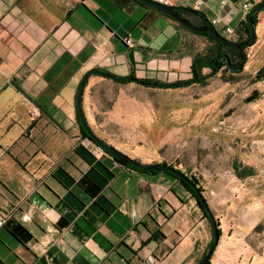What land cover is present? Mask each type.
I'll list each match as a JSON object with an SVG mask.
<instances>
[{"label": "crops", "instance_id": "obj_1", "mask_svg": "<svg viewBox=\"0 0 264 264\" xmlns=\"http://www.w3.org/2000/svg\"><path fill=\"white\" fill-rule=\"evenodd\" d=\"M262 1L250 0L253 6ZM170 2L198 11L202 19L188 14L195 25L219 18L214 27L220 35L234 42L244 37L243 0ZM226 27L236 34L226 35ZM255 33L239 74L255 75L264 64V9ZM210 47L205 37L136 0H0V264L193 263L207 238V220L194 198L164 174L121 169L91 154L76 99L92 69L186 82L193 57ZM127 89L158 94L180 88L90 75L81 109L92 132L140 163L172 165L197 177L196 167L178 159L184 147L159 152L160 143L171 140L159 142L158 129H150V138L142 131L134 147L116 144L115 135H128L119 116L127 113L120 100ZM147 102L131 108L153 119L158 106ZM206 111L200 105V115Z\"/></svg>", "mask_w": 264, "mask_h": 264}, {"label": "rangeland", "instance_id": "obj_2", "mask_svg": "<svg viewBox=\"0 0 264 264\" xmlns=\"http://www.w3.org/2000/svg\"><path fill=\"white\" fill-rule=\"evenodd\" d=\"M241 72L221 71L204 85L181 86L173 93L120 91L127 113L119 116L128 135H115L118 146L134 147L141 132L149 137L152 128L158 129L159 142L167 136L171 140L160 143V153L180 146L188 150L178 159L196 167L202 195L220 231L210 264H264V80L253 83L254 75ZM253 90L259 91V98L245 102ZM147 100L158 106L153 119L144 109L131 108ZM200 105H207L206 114L200 115ZM233 161L245 170L243 178L235 175ZM206 227V243L192 264L199 262L213 237L208 221Z\"/></svg>", "mask_w": 264, "mask_h": 264}, {"label": "water", "instance_id": "obj_3", "mask_svg": "<svg viewBox=\"0 0 264 264\" xmlns=\"http://www.w3.org/2000/svg\"><path fill=\"white\" fill-rule=\"evenodd\" d=\"M136 1H138L142 4H145L146 6H149V7L153 8L154 10L173 18L174 20L179 22L184 28H186L189 31H192L195 33H206L215 43L220 44L225 48L237 50V51L241 50L243 47H247L251 41L255 40V38H256L255 24L252 20V16L264 8V0H263L259 4H256L248 12V14L246 16V20L248 21V23L250 25V29H251L250 36L244 41L234 42V41L226 39L225 37L220 35L214 26H212L210 24H206V23L203 25H195L192 22H190L186 17H184L178 13V9H179L181 11L186 12L189 15H195V16H198L199 18L202 19V16L196 10L185 9V8H176L174 6L162 5V4H159V3L154 2L152 0H136ZM204 22H206V21L204 20ZM246 58L247 57L245 55L237 63H232L227 54H222L221 56L218 57L219 60L224 59L226 67L233 72H239L240 70H242L244 63L246 62ZM102 74H103V72H100L99 70H96V69H92V70H89L88 72H86V74L81 79L80 86H79V89L77 92L76 106H77V113H78L79 122H80L82 128L87 132L89 139L94 144H96L98 147H100L102 150L111 154L115 159H117L119 162H121L124 165L131 166L134 168H139L142 170H152V171H158V172L166 171V172H170L172 174H175L177 177H179L181 179H185L186 177L183 174L178 173L177 171H175L172 167H169L168 165L158 164V163L143 164V163L137 162L135 159H132L131 157L127 156L126 154L118 151L113 146L105 143L103 140L99 139L92 132L91 128L89 127V125H88V123H87V121L83 115L82 109H81V98H82L83 89L85 87V84L87 82L88 77L90 75H102ZM107 78H109L113 81H116V82L130 81L131 80V78L129 76L116 77L114 75H109V74H108ZM185 84H186V82L175 83L176 86H183ZM197 197H198V200H199L200 204L202 205L204 211L206 212V214L208 216V219H209L210 224L212 226V232H213V241H212L211 245L209 246L208 250L203 254V256L201 257L199 262L197 263V264H206L209 261V259L211 258L212 253L214 252V249L216 248V246L219 242V234H218L217 224L215 223V219H214V216L212 215V212L210 210L208 202L206 201V199L204 198V196L202 194L198 195Z\"/></svg>", "mask_w": 264, "mask_h": 264}, {"label": "trees", "instance_id": "obj_4", "mask_svg": "<svg viewBox=\"0 0 264 264\" xmlns=\"http://www.w3.org/2000/svg\"><path fill=\"white\" fill-rule=\"evenodd\" d=\"M131 1H135V0H131ZM263 9H261L260 11H258L257 13H255L252 16V20H253L255 25L257 24V15ZM178 11H180V10L178 9ZM163 15H165V14H163ZM165 16H167V15H165ZM203 24H205V22H203ZM239 31L242 32L244 35V37L240 41H244L250 36L251 29H250V25L246 19L241 23ZM190 32L193 34L199 35V36H203L206 39H208V41H210V43H211V47L208 48L205 51V53H203L202 55L197 54L196 56L193 57L192 65H191L192 76L188 81H186L185 85H187V86L193 85V84L204 85L207 83L208 79L217 76V74H219L221 71H228L232 74L238 73V72H233V71L229 70L226 67L225 60L224 59L219 60L218 57L221 56L222 54H227L232 63H237L238 61L241 60V58L243 56L246 55V52H245L246 48L250 47L255 42V40H253L250 42V44L247 47H243L241 50L237 51V50L225 48L222 45L215 43L206 33H195L192 31H190ZM203 68L209 69V72L206 74H203L202 73ZM102 76L107 77L108 74L103 72ZM129 77L131 78L130 81H134V82L140 83V84L145 85V86H152V87L162 88V89H174V88L181 87V86H176L175 83L174 84H162V83L153 82V81L138 80V79L134 78L132 75H130ZM261 80H264V64L257 70V72L255 73V75L252 79V82L255 83V82H258ZM124 82H128V81H122V83H124ZM259 95H260L259 91L253 90L245 98V102L251 103V102L255 101L256 99H258ZM80 128H81L82 135H84L88 140H90L88 135H87V132L81 126H80ZM113 159L116 162L121 164V162H119L115 158H113ZM123 166L127 167L131 170H134L138 173H141V174H145V175L164 174V175L172 178L173 180H176L191 194V196L194 198L197 206L199 207V209L203 213V216L206 218V220L210 224L208 216H207L206 212L204 211V209H203L202 205L200 204L198 197H197L198 195H201L203 193V189L200 186V178H198L192 174L182 172L179 169L174 168L172 165H168V166L172 167L178 173L183 174L186 178L181 179V178L177 177L175 174H172V173L166 172V171L158 172V171H152V170H142V169L134 168V167L127 166V165H123ZM232 168H233L237 178L240 179L246 175L245 170H242L240 164L237 161H233ZM218 234L220 235L219 229H218ZM159 235H161V234L159 233ZM155 237H156V234H155V232H153L151 234L150 238L153 239ZM212 241H213V237L211 238L210 242L208 243L206 251L208 250ZM206 264H210V259Z\"/></svg>", "mask_w": 264, "mask_h": 264}, {"label": "built area", "instance_id": "obj_5", "mask_svg": "<svg viewBox=\"0 0 264 264\" xmlns=\"http://www.w3.org/2000/svg\"><path fill=\"white\" fill-rule=\"evenodd\" d=\"M154 2H157L159 4H162V5H168V6H171V2L170 0H152ZM201 2H199L198 4H200ZM253 7V4L252 2H250V0H243V3L241 5V8L243 10V12L245 13V15H247L248 11ZM219 22V18H213L211 21H210V25L214 26L215 24H217ZM224 33L226 35H235L236 32L230 28V27H226L224 30ZM126 44L131 46L132 45V41L128 38L125 40ZM86 149L93 155H96V154H99L105 158H108L109 160L112 161L113 163V166L114 167H118V168H125L123 165L124 164H120L118 162H116L113 158V156L107 152H105L104 150H102L100 147H98L96 144H94L91 140H87V144H86ZM117 160V159H116ZM2 224V221H0V225Z\"/></svg>", "mask_w": 264, "mask_h": 264}, {"label": "flooded vegetation", "instance_id": "obj_6", "mask_svg": "<svg viewBox=\"0 0 264 264\" xmlns=\"http://www.w3.org/2000/svg\"><path fill=\"white\" fill-rule=\"evenodd\" d=\"M178 13L188 19V14L186 12L180 10V11H178Z\"/></svg>", "mask_w": 264, "mask_h": 264}]
</instances>
